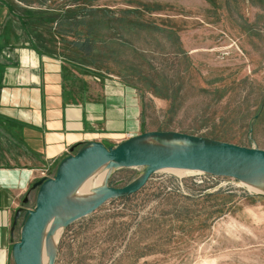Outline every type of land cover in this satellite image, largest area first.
<instances>
[{
  "label": "rangeland",
  "instance_id": "1",
  "mask_svg": "<svg viewBox=\"0 0 264 264\" xmlns=\"http://www.w3.org/2000/svg\"><path fill=\"white\" fill-rule=\"evenodd\" d=\"M0 5L9 11L0 59L30 71L40 59L64 88L91 99L121 85L135 113L127 139L172 132L264 151V0ZM91 142L99 141L72 147ZM141 170H113L107 187ZM54 264H264V197L228 178L158 171L134 195L63 229Z\"/></svg>",
  "mask_w": 264,
  "mask_h": 264
},
{
  "label": "crops",
  "instance_id": "2",
  "mask_svg": "<svg viewBox=\"0 0 264 264\" xmlns=\"http://www.w3.org/2000/svg\"><path fill=\"white\" fill-rule=\"evenodd\" d=\"M8 19V8L0 5V40ZM21 63L0 59V264H13V217L42 173L53 174L69 149L84 141L115 146L133 129L135 116L121 85L106 84L91 99L64 88L40 59L33 71Z\"/></svg>",
  "mask_w": 264,
  "mask_h": 264
},
{
  "label": "water",
  "instance_id": "3",
  "mask_svg": "<svg viewBox=\"0 0 264 264\" xmlns=\"http://www.w3.org/2000/svg\"><path fill=\"white\" fill-rule=\"evenodd\" d=\"M102 168L111 171L141 168L142 173L122 188L107 187L106 184L87 202L70 200V195ZM167 170L248 183L264 178V151L172 132L143 133L111 147L99 142L87 143L78 150L71 147L69 154L58 163L52 178H42L32 184L34 206L26 209L28 198L24 197L14 214L11 233L19 226V238L11 248L13 264H41L44 239L52 234L48 225L62 207L68 212L62 221V229H65L109 200L134 195L152 174ZM55 253L48 264H54Z\"/></svg>",
  "mask_w": 264,
  "mask_h": 264
},
{
  "label": "bare ground",
  "instance_id": "4",
  "mask_svg": "<svg viewBox=\"0 0 264 264\" xmlns=\"http://www.w3.org/2000/svg\"><path fill=\"white\" fill-rule=\"evenodd\" d=\"M150 142L159 144L156 140ZM178 175L185 174L187 171L182 170H167ZM111 170L102 168L92 174L86 181H84L71 195L70 200L74 202H87L95 197L98 189L104 187L110 177ZM142 173V170H141ZM192 173V172H188ZM245 188L247 187L251 192L259 195H264V178L256 179L253 182L241 183ZM68 212L65 207H62L57 214L52 217L48 228L52 229V234L44 239L42 245L41 264H48L49 258L55 253L60 233L62 229V221L66 219Z\"/></svg>",
  "mask_w": 264,
  "mask_h": 264
},
{
  "label": "built area",
  "instance_id": "5",
  "mask_svg": "<svg viewBox=\"0 0 264 264\" xmlns=\"http://www.w3.org/2000/svg\"><path fill=\"white\" fill-rule=\"evenodd\" d=\"M53 175H54V173H53V174H48L47 171H44V172L42 173V176H44V177H46V178H52Z\"/></svg>",
  "mask_w": 264,
  "mask_h": 264
},
{
  "label": "trees",
  "instance_id": "6",
  "mask_svg": "<svg viewBox=\"0 0 264 264\" xmlns=\"http://www.w3.org/2000/svg\"><path fill=\"white\" fill-rule=\"evenodd\" d=\"M79 38H80V37H79ZM83 41H84V42L80 44V47H81L82 49H84V48L87 49V48H88V47H87V43H86L87 40H86V39H83Z\"/></svg>",
  "mask_w": 264,
  "mask_h": 264
}]
</instances>
